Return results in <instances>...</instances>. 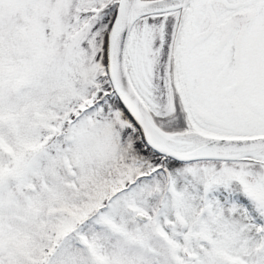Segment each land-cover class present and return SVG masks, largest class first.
Returning a JSON list of instances; mask_svg holds the SVG:
<instances>
[{
	"label": "snow or ice",
	"instance_id": "1",
	"mask_svg": "<svg viewBox=\"0 0 264 264\" xmlns=\"http://www.w3.org/2000/svg\"><path fill=\"white\" fill-rule=\"evenodd\" d=\"M0 264H264V0H0Z\"/></svg>",
	"mask_w": 264,
	"mask_h": 264
}]
</instances>
